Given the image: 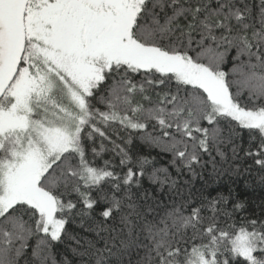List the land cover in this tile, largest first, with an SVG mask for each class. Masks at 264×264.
Wrapping results in <instances>:
<instances>
[{
    "label": "snow or ice",
    "instance_id": "1",
    "mask_svg": "<svg viewBox=\"0 0 264 264\" xmlns=\"http://www.w3.org/2000/svg\"><path fill=\"white\" fill-rule=\"evenodd\" d=\"M0 264H264V0H0Z\"/></svg>",
    "mask_w": 264,
    "mask_h": 264
},
{
    "label": "trees",
    "instance_id": "2",
    "mask_svg": "<svg viewBox=\"0 0 264 264\" xmlns=\"http://www.w3.org/2000/svg\"><path fill=\"white\" fill-rule=\"evenodd\" d=\"M146 151H152L153 154H155V150L146 149ZM161 162H162V161H161ZM236 193H237V195L241 196L242 198L251 197V198H252L254 201H256L257 203L259 202V197H260V195H262V194L259 193V192L255 193V194L251 193L250 191H247V192H246V191L243 189L242 186L236 188ZM58 251L60 252V256H57V257H56L58 260L61 259L64 255H67V257H68V259H69L70 261L73 260L72 254H71L70 250H69L66 246L61 247Z\"/></svg>",
    "mask_w": 264,
    "mask_h": 264
}]
</instances>
